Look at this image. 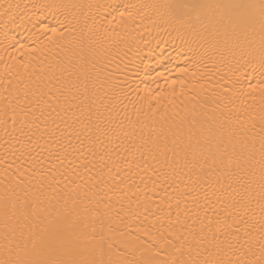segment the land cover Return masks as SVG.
<instances>
[{"label":"snow or ice","instance_id":"6c2138e0","mask_svg":"<svg viewBox=\"0 0 264 264\" xmlns=\"http://www.w3.org/2000/svg\"><path fill=\"white\" fill-rule=\"evenodd\" d=\"M52 7L53 48L0 98V130L28 165L0 188V264H264V0L142 6L191 52V83L170 81L195 101L183 115L119 78L135 37L102 32L91 4ZM0 17L14 23L13 5ZM249 68L261 79L245 89ZM140 172L172 189L167 210L128 195Z\"/></svg>","mask_w":264,"mask_h":264},{"label":"bare ground","instance_id":"6f19581e","mask_svg":"<svg viewBox=\"0 0 264 264\" xmlns=\"http://www.w3.org/2000/svg\"><path fill=\"white\" fill-rule=\"evenodd\" d=\"M70 2L93 5L90 17H95L98 22L97 27H100L102 32L104 28H107L121 35L135 37L136 43L132 51L126 50L131 62L127 68L121 66L115 69L119 78L127 77L133 89H136L138 85L140 95H148L145 90L146 86L152 90L151 95H155L156 92L169 94L162 99L164 104H168L169 100L175 102L178 107L172 108L169 105L172 112L179 111L183 115L185 106L191 110L195 101L191 99V95L187 99L179 96V83L175 85L179 98L170 95L171 80H184L191 83L190 73L196 71L194 67H191L189 59L191 52L188 45L171 28L163 26L164 30L161 31L157 27V17L152 14V10L142 7L148 4L163 3L164 0H0V12L11 4L17 15L15 22L8 24L7 28L4 27V17H0V98L7 96L9 91L20 86L21 78L26 77L27 73L32 71L33 65L38 67L39 60L49 54V49L53 48V41L57 39L53 37L50 29H59L58 21L64 19V10L52 6ZM16 5L20 7L17 9ZM121 12L125 13L123 17L120 15ZM128 12L132 13L131 18L127 15ZM89 22H92L91 19ZM5 32H7V38ZM49 37H52V41ZM20 44L25 47L20 48ZM25 64L29 65L27 70L24 67ZM185 68L188 69L189 74L181 72V69ZM240 79L243 81V87L247 89L249 81L256 83L261 77L259 70L249 68ZM200 83L204 84L203 94L206 97L215 91L217 81L213 77L207 79V82L200 81ZM6 88L8 91L5 90ZM211 108L212 105L208 104L209 112ZM7 139L0 130V188H3L9 180L18 178V168L24 171L28 166L23 158L18 159L19 153L6 143ZM133 171L138 170L133 167ZM141 175H143L142 172L133 177L134 184L139 186V192L133 187L128 193L133 202L137 197L140 199L150 197L153 201V211L157 205H162L167 210L168 197H172V202H175L172 189H165L159 183L153 185L147 176L144 177V182H141ZM172 212L175 215V208ZM149 219H154V217Z\"/></svg>","mask_w":264,"mask_h":264}]
</instances>
